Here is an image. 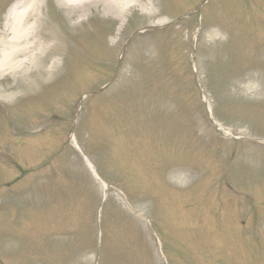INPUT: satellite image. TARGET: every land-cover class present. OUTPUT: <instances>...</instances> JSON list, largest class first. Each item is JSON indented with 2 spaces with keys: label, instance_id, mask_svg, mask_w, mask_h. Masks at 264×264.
I'll list each match as a JSON object with an SVG mask.
<instances>
[{
  "label": "rangeland",
  "instance_id": "rangeland-1",
  "mask_svg": "<svg viewBox=\"0 0 264 264\" xmlns=\"http://www.w3.org/2000/svg\"><path fill=\"white\" fill-rule=\"evenodd\" d=\"M144 1L149 11L132 9L116 35L121 20L101 9L74 28L65 9L43 0L64 52L53 78L0 102L8 112L0 114V147L24 154L26 170L11 195L0 193V264H154L160 251L165 264H250L258 250L264 260V160L236 140L216 141L234 150L230 160L208 153L192 129L205 130L209 106L234 136L264 138V0ZM195 10L200 23L195 14L171 21ZM145 27L168 30L134 39L116 77L118 97H87L77 124L70 121L75 101L115 75L124 41ZM55 112L70 120L55 129L43 122L45 132L31 138L29 126ZM2 117L17 136L9 138ZM70 132L99 179L145 204L147 216L123 208L111 189L106 202L99 198L83 161L73 159ZM258 145L256 156L264 153ZM186 167L198 178L182 189L169 175ZM1 176L15 179L0 167ZM124 212L144 229L147 217L152 230H135Z\"/></svg>",
  "mask_w": 264,
  "mask_h": 264
},
{
  "label": "bare ground",
  "instance_id": "bare-ground-1",
  "mask_svg": "<svg viewBox=\"0 0 264 264\" xmlns=\"http://www.w3.org/2000/svg\"><path fill=\"white\" fill-rule=\"evenodd\" d=\"M60 8L67 10L68 19L77 26L92 9H101L106 16H115L119 20L142 5L148 12V3L143 0H55ZM42 0H17L5 17L3 32L0 34V79L46 75L52 77L57 68L54 60L55 46L51 43L53 35L43 23ZM15 85L0 87V98L9 99L15 92ZM22 90V89H20ZM262 90L256 89V93ZM175 180L189 182L191 175L177 174Z\"/></svg>",
  "mask_w": 264,
  "mask_h": 264
}]
</instances>
